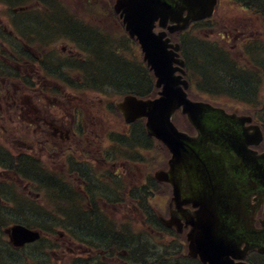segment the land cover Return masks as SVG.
<instances>
[{
    "label": "flooded vegetation",
    "instance_id": "1",
    "mask_svg": "<svg viewBox=\"0 0 264 264\" xmlns=\"http://www.w3.org/2000/svg\"><path fill=\"white\" fill-rule=\"evenodd\" d=\"M241 4L260 13L263 29L250 37L243 32L235 42L243 47L262 42L251 50L256 64L248 59L245 66L228 52L233 41L230 20L217 34L229 50L213 48L222 42L208 43L213 59L224 63L227 86L214 82L210 72L199 71L185 33L177 41L191 98L215 103L210 96H220L242 104L228 111L251 115L264 136V0ZM237 8L247 15L245 7ZM107 13L112 15L111 0H0V233L15 223L49 229L50 244H58L61 254L57 257L58 249L50 248L35 264H121L123 257L131 259L145 246L140 222L167 246L184 247L185 230L177 233L161 219L169 215L170 186L156 181L144 156L137 154L138 146L145 145L141 154L146 151L147 159L146 143L157 141L147 136L141 121L112 119L114 96L122 95L117 89L133 92L127 82L99 75L108 54L115 55L104 42L111 41V35L105 32L106 24H90L87 18ZM126 40L137 56V40ZM111 44L117 50L123 47ZM243 52L241 48L238 58ZM81 53L90 58H80ZM120 67L141 74L144 91L152 94L155 78L146 64ZM236 82L240 85L232 87ZM253 149L263 152L264 143ZM161 185L170 190L163 213L153 204ZM27 201L33 206L28 208ZM5 244L1 249L7 254L0 253V264H31L26 256L29 243L20 249ZM260 261L264 263V256Z\"/></svg>",
    "mask_w": 264,
    "mask_h": 264
},
{
    "label": "water",
    "instance_id": "2",
    "mask_svg": "<svg viewBox=\"0 0 264 264\" xmlns=\"http://www.w3.org/2000/svg\"><path fill=\"white\" fill-rule=\"evenodd\" d=\"M215 2L116 0L114 8L128 33L139 40L156 85L160 87L154 99L127 104L141 108L135 117L146 118L149 135L160 140L172 153L168 173L157 172L156 176L168 179L173 186L172 202L177 211L172 216L182 217L190 225L189 254L199 253L203 262L209 264H246L234 259L240 260L252 248L264 250V209L259 219L261 227L254 225L257 211L264 203V156L248 147L258 142L260 134L257 132L259 135L252 142V135L244 128L249 121L247 116L187 98L183 90L186 83L177 73L183 65L175 52L178 47L169 42L166 31L155 30L156 21L160 27L173 32L185 27L191 19L209 16ZM179 107L196 129L195 136L177 131L171 122ZM180 146H184L182 156ZM184 161L187 167L196 168L207 182L191 184L190 177L182 173L186 169ZM252 197L254 203H251ZM185 203H191L194 209L183 211Z\"/></svg>",
    "mask_w": 264,
    "mask_h": 264
},
{
    "label": "rangeland",
    "instance_id": "3",
    "mask_svg": "<svg viewBox=\"0 0 264 264\" xmlns=\"http://www.w3.org/2000/svg\"><path fill=\"white\" fill-rule=\"evenodd\" d=\"M223 2H225L223 5H221L220 7H216V12H215V16L213 19V33H212V37H210L212 40L211 41H218V42H222L223 40L220 39L219 36H217L218 33H222L224 31V24L228 23L230 20V32H232V38L233 41H231L229 43V47H231V52H229V54L233 55L231 56L233 59H235L236 57H239V45L238 42L236 41V38L238 36H240L243 32L245 37H250V36H254L257 32L256 30L258 29V24L256 22V19H249L248 15H246L245 11L240 10L239 8H237L236 4L229 1V0H222ZM259 6V5H257ZM237 8V9H236ZM259 10L260 7H259ZM262 12V10L260 11ZM64 17V16H63ZM92 15L89 16V18H87L89 20L90 24H106L107 28L109 31V33H111L112 35L116 36V37H120V45H123V47H121L120 49H114V46L111 44V41H107L104 40V42L106 44H109L110 50L112 52V54L115 55H110L109 58L106 57L105 62L102 63V72L99 73L100 76H108L109 78L113 79V80H121L125 79L123 81H126V78L129 74H131V70L130 69H125L122 70V67H120V65H122L120 62H123L125 64L131 65V66H137V62L140 61L141 53H138L137 56L135 54H133V46L132 44L128 41V40H124L121 39L123 38L122 36L123 34V30H120V27L114 23V19L113 16L110 15L109 13L107 14H103V15H97L95 18H91ZM98 17V18H97ZM218 18V21H216V19ZM210 31V33L212 32ZM209 31L207 29L205 30H200L199 28H194L190 33H189V37H191L192 39L196 40L198 38H205L207 36V33ZM76 42L77 39L75 37H73ZM199 40V39H198ZM80 44L84 43L83 40H79L78 41ZM197 43V41H195L194 43L190 44V47L192 48H198L199 46L195 45ZM134 44V43H133ZM193 44V45H192ZM53 47V46H52ZM224 47V46H222ZM221 47V48H222ZM225 48H228V46H226ZM54 51L56 50V46L53 48ZM119 53V54H118ZM86 57H89V55H86ZM58 60H61L60 58ZM218 68H215V70ZM105 70H107L105 72ZM224 71V70H223ZM221 75L224 76V78L226 79V73H223L221 70ZM131 76H133V74H131ZM215 78V77H213ZM216 80V81H215ZM128 81V80H127ZM220 81L219 79L215 78L214 82ZM91 97V96H90ZM212 98V100L217 104H221L225 107L229 108H233L235 106H242V104H232L231 102H229L228 100H222V98H220V96L218 97H214V96H210ZM261 105H257V107H259ZM249 107V106H245ZM121 116L119 115V112L116 111L114 113H112V119L113 120H117L118 118L121 120L120 118ZM122 121V120H121ZM139 143V142H138ZM151 145H148V147H150V150L147 154L150 155V157H147L146 159V151L143 152L141 154V149L145 147V145L138 146V151L137 154L142 157L141 155L144 156V160H146L148 162V166L151 168L150 170L154 171L160 167H162L163 165H166V158L168 157V152L166 151V149L157 142V144H155L154 142H150ZM142 147V148H141ZM145 150V149H144ZM17 185V184H16ZM170 188V187H169ZM168 188V186L166 185H161L158 189V191L155 193L154 196V207L158 210L159 213H163L164 211L167 212L166 210L168 209L167 207V195H168V191H170ZM158 193V194H157ZM41 201L43 200L42 198L40 199ZM39 200V201H40ZM27 203V207H31L33 206L29 201L26 202ZM153 207V209H154ZM155 210V209H154ZM144 240V239H143ZM146 244V252L147 254H151L152 250L149 248L150 245ZM135 245V244H134ZM140 247L139 245V240L136 241V248ZM12 253V252H10ZM57 257L58 255H60V252H57ZM0 259H2V257H0ZM187 264H191V263H187Z\"/></svg>",
    "mask_w": 264,
    "mask_h": 264
},
{
    "label": "trees",
    "instance_id": "4",
    "mask_svg": "<svg viewBox=\"0 0 264 264\" xmlns=\"http://www.w3.org/2000/svg\"><path fill=\"white\" fill-rule=\"evenodd\" d=\"M250 1H252V0H250ZM253 1H258V0H253ZM188 51L191 52L192 58L197 62V65H199L201 67L208 66L207 68H205V70H203V69H201V67L197 66L199 68V71L202 74H205L208 71V72H210L212 79H214L213 77H215V78L220 80L219 82L223 86H227V80L224 78V76L221 75V70L223 73H225V70H226L224 63L221 64L220 62H216L213 59V57L211 56V52H208V48L202 46L198 49H194V48L190 49L189 48ZM212 61H214V62L212 63ZM215 68H218V69L215 70ZM230 69L232 70L231 66H230ZM123 80H125V79L121 78V80H119V81L127 82L128 86H126V87H129L128 89H134L135 91H144V88L146 87V82L141 77V74H139L137 72L133 76H131V74H129L126 78V81H123ZM235 84H238V86L240 85L239 82L238 83L236 82V83L231 84L232 87H236V86H234ZM240 89H242V88H240ZM141 126H142V129H144L142 124H141ZM0 253L2 255L7 254V252L3 251L1 248H0ZM165 264H169V263H165Z\"/></svg>",
    "mask_w": 264,
    "mask_h": 264
},
{
    "label": "bare ground",
    "instance_id": "5",
    "mask_svg": "<svg viewBox=\"0 0 264 264\" xmlns=\"http://www.w3.org/2000/svg\"><path fill=\"white\" fill-rule=\"evenodd\" d=\"M214 16H215V15H213V19H214ZM0 245H1V243H0Z\"/></svg>",
    "mask_w": 264,
    "mask_h": 264
}]
</instances>
